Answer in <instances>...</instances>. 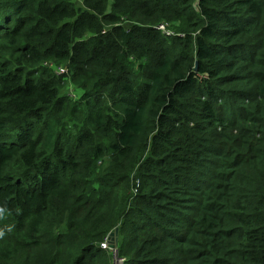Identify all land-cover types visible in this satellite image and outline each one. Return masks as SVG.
<instances>
[{
	"label": "trees",
	"instance_id": "trees-1",
	"mask_svg": "<svg viewBox=\"0 0 264 264\" xmlns=\"http://www.w3.org/2000/svg\"><path fill=\"white\" fill-rule=\"evenodd\" d=\"M112 251L264 264V0H0V264Z\"/></svg>",
	"mask_w": 264,
	"mask_h": 264
},
{
	"label": "rangeland",
	"instance_id": "rangeland-1",
	"mask_svg": "<svg viewBox=\"0 0 264 264\" xmlns=\"http://www.w3.org/2000/svg\"><path fill=\"white\" fill-rule=\"evenodd\" d=\"M72 2L75 5V7H77V8L82 7V0H72ZM167 35H171V33L168 32ZM58 74H60V73H58ZM63 94H65V95L68 94L70 97H73L74 92L71 89V86L68 85L67 87H65L63 90ZM111 253H112V264H120L118 262V256L115 254V252L112 251Z\"/></svg>",
	"mask_w": 264,
	"mask_h": 264
},
{
	"label": "water",
	"instance_id": "water-1",
	"mask_svg": "<svg viewBox=\"0 0 264 264\" xmlns=\"http://www.w3.org/2000/svg\"><path fill=\"white\" fill-rule=\"evenodd\" d=\"M197 66V64H196ZM196 70V68H195ZM117 234H118V229H115L114 232L110 233L109 237H108V242L110 243V248L113 249V242H115V239L117 237Z\"/></svg>",
	"mask_w": 264,
	"mask_h": 264
},
{
	"label": "built area",
	"instance_id": "built-area-1",
	"mask_svg": "<svg viewBox=\"0 0 264 264\" xmlns=\"http://www.w3.org/2000/svg\"><path fill=\"white\" fill-rule=\"evenodd\" d=\"M156 29L165 32L166 35H167V33L169 32V31H166V30H165L164 25H159L158 27H156ZM57 73L62 74L63 72H62V71H59V72H57ZM103 247H104V245H103ZM115 254H116V253H115ZM118 262H119L120 264H122V263H123V260L118 258Z\"/></svg>",
	"mask_w": 264,
	"mask_h": 264
}]
</instances>
